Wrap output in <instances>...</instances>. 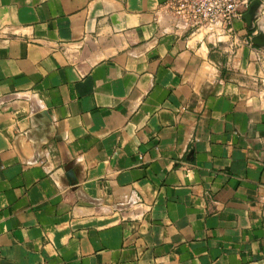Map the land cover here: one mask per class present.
<instances>
[{
    "label": "crops",
    "instance_id": "obj_1",
    "mask_svg": "<svg viewBox=\"0 0 264 264\" xmlns=\"http://www.w3.org/2000/svg\"><path fill=\"white\" fill-rule=\"evenodd\" d=\"M169 2L0 0V264H264V0Z\"/></svg>",
    "mask_w": 264,
    "mask_h": 264
},
{
    "label": "built area",
    "instance_id": "obj_2",
    "mask_svg": "<svg viewBox=\"0 0 264 264\" xmlns=\"http://www.w3.org/2000/svg\"><path fill=\"white\" fill-rule=\"evenodd\" d=\"M175 17L191 27L213 24L231 25L242 19L246 0H170Z\"/></svg>",
    "mask_w": 264,
    "mask_h": 264
},
{
    "label": "water",
    "instance_id": "obj_3",
    "mask_svg": "<svg viewBox=\"0 0 264 264\" xmlns=\"http://www.w3.org/2000/svg\"><path fill=\"white\" fill-rule=\"evenodd\" d=\"M260 5H261V0H253L249 4L247 11H245L243 13V18L246 20L248 27L252 26V23H253V20L255 18L257 9L260 7ZM252 42L258 46L264 47V34L259 33V34L255 35L252 38Z\"/></svg>",
    "mask_w": 264,
    "mask_h": 264
}]
</instances>
